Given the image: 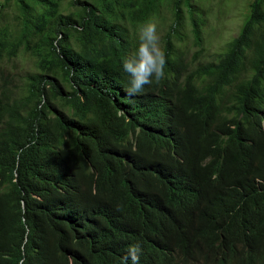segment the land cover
Segmentation results:
<instances>
[{
    "label": "trees",
    "instance_id": "16d2710c",
    "mask_svg": "<svg viewBox=\"0 0 264 264\" xmlns=\"http://www.w3.org/2000/svg\"><path fill=\"white\" fill-rule=\"evenodd\" d=\"M16 13L6 23L8 8ZM171 13L164 78L127 92L138 27ZM193 0H0V264H264V0L191 70ZM1 77V76H0Z\"/></svg>",
    "mask_w": 264,
    "mask_h": 264
},
{
    "label": "rangeland",
    "instance_id": "374dc122",
    "mask_svg": "<svg viewBox=\"0 0 264 264\" xmlns=\"http://www.w3.org/2000/svg\"><path fill=\"white\" fill-rule=\"evenodd\" d=\"M70 2L71 0H66V5ZM252 2L253 0H193L195 9L204 17V24L202 47H197L191 33V25L189 23L186 25V40L182 47L187 53L191 70L203 64L216 62L219 56L229 49L250 14ZM6 12V23L14 25L16 13L11 7ZM154 22L157 24L160 45L163 47V38L171 24V13L165 9L161 17ZM3 66L4 71L0 75L1 85L6 84L15 95L21 97L28 76L38 71L36 61L22 50L18 59L5 62Z\"/></svg>",
    "mask_w": 264,
    "mask_h": 264
},
{
    "label": "clouds",
    "instance_id": "9594fccd",
    "mask_svg": "<svg viewBox=\"0 0 264 264\" xmlns=\"http://www.w3.org/2000/svg\"><path fill=\"white\" fill-rule=\"evenodd\" d=\"M138 46L122 60L123 72L129 77L127 92L137 95L146 85L159 83L165 75L166 55L160 45L157 24L151 20L138 27ZM142 247L140 242L130 244L121 264H139Z\"/></svg>",
    "mask_w": 264,
    "mask_h": 264
}]
</instances>
